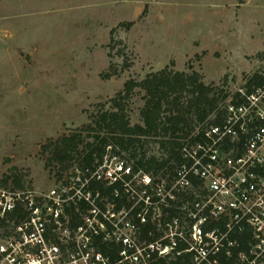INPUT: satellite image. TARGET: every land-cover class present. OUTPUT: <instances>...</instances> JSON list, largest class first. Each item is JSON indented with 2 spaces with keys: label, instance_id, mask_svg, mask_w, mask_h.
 Here are the masks:
<instances>
[{
  "label": "rangeland",
  "instance_id": "obj_1",
  "mask_svg": "<svg viewBox=\"0 0 264 264\" xmlns=\"http://www.w3.org/2000/svg\"><path fill=\"white\" fill-rule=\"evenodd\" d=\"M165 67L230 96L243 90L264 69V0H0V187L20 175L24 188L50 190L57 170L41 147ZM143 94L126 102L131 125ZM156 142L145 140L148 156Z\"/></svg>",
  "mask_w": 264,
  "mask_h": 264
},
{
  "label": "built area",
  "instance_id": "obj_2",
  "mask_svg": "<svg viewBox=\"0 0 264 264\" xmlns=\"http://www.w3.org/2000/svg\"><path fill=\"white\" fill-rule=\"evenodd\" d=\"M237 93L222 124L165 138L173 150L151 138L148 171L107 146L46 192L0 187V264H264V86Z\"/></svg>",
  "mask_w": 264,
  "mask_h": 264
},
{
  "label": "trees",
  "instance_id": "obj_3",
  "mask_svg": "<svg viewBox=\"0 0 264 264\" xmlns=\"http://www.w3.org/2000/svg\"><path fill=\"white\" fill-rule=\"evenodd\" d=\"M242 4L244 0H236ZM123 25V24H122ZM130 28L131 23L125 24ZM113 32V31H112ZM111 32V33H112ZM114 75V74H113ZM110 74H103L108 79ZM264 86V78L253 74L246 79L243 90L250 93L254 88ZM135 89L143 91L144 104L140 109L141 124L131 125L126 102L131 98ZM236 95H232V101ZM231 98L229 94L218 91L212 85H205L202 76L191 73L173 71L169 67L150 73L140 82L129 80L125 82L122 91L110 100V107L104 106L91 117V122L83 130L50 140L41 147V155L45 157V167L55 168V175L61 177L64 172L74 169H94L97 160H101L107 146L113 150L127 152L135 159V168L146 171L159 165L154 157L146 159L144 142L146 139H159L160 147L170 146L171 150L178 146L172 141L164 143L165 138L172 140L187 138L198 127L200 133L208 125L222 124L226 115V103ZM86 133V135H83ZM139 156L138 159H136ZM20 175L6 176L2 185L6 186L11 180L14 188H23ZM92 188L102 192L99 183ZM21 211L9 216L10 219L19 217ZM0 224V228H5ZM96 249L107 252L100 240H95ZM108 252L114 257L116 249ZM188 256L175 261L166 262L158 259L153 264H186Z\"/></svg>",
  "mask_w": 264,
  "mask_h": 264
}]
</instances>
